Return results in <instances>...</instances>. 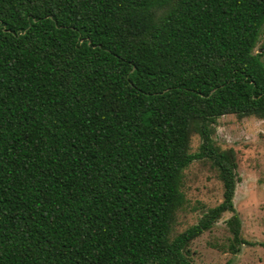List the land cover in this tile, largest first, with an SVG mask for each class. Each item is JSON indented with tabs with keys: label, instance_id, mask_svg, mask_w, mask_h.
<instances>
[{
	"label": "trees",
	"instance_id": "trees-1",
	"mask_svg": "<svg viewBox=\"0 0 264 264\" xmlns=\"http://www.w3.org/2000/svg\"><path fill=\"white\" fill-rule=\"evenodd\" d=\"M262 37L264 0H0V264H193L225 213L237 254L236 154L213 134L264 120ZM194 161L222 201L171 238Z\"/></svg>",
	"mask_w": 264,
	"mask_h": 264
},
{
	"label": "rangeland",
	"instance_id": "rangeland-1",
	"mask_svg": "<svg viewBox=\"0 0 264 264\" xmlns=\"http://www.w3.org/2000/svg\"><path fill=\"white\" fill-rule=\"evenodd\" d=\"M263 40L264 37L256 51ZM213 140L221 150L232 149L236 154L240 181L233 203L246 243L237 254L229 251L231 234L225 221L230 214L225 213L210 230L191 242L190 258L193 264H264V120L222 116L217 120ZM199 144V137L193 134L190 151L196 152ZM182 191L186 202L176 213L171 238L195 225L208 209L222 201V184L207 161H194L184 170Z\"/></svg>",
	"mask_w": 264,
	"mask_h": 264
}]
</instances>
